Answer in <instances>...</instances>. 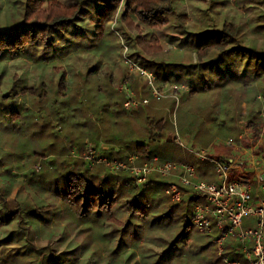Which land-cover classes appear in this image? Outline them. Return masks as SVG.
<instances>
[{
    "label": "trees",
    "instance_id": "trees-1",
    "mask_svg": "<svg viewBox=\"0 0 264 264\" xmlns=\"http://www.w3.org/2000/svg\"><path fill=\"white\" fill-rule=\"evenodd\" d=\"M174 2L176 0H70L64 3L58 0H18L15 15L19 18L14 20L15 22L0 25V64L6 61V64L14 65L12 70L5 66L0 67V120L2 121L0 132H5L4 137L21 153L20 159L24 158L23 153H25L31 161L30 168L40 158L53 155L51 158H44L46 160L42 159L44 164L42 163L39 174H35L34 170L25 174L31 187L25 189L19 184L15 197L9 196L10 187L15 183H8L4 190L0 189V224L4 221H16L13 230L6 238L13 240L11 243L14 246L6 255L3 254L4 263L19 264L17 256L19 251L21 254H32L35 257L34 262H26V264H40L39 260L41 264H75L79 256L86 260L85 264H223L215 246L211 245V234L201 233L208 240L200 245L190 235L191 228H194L191 221L192 206L173 204L164 194L166 182L158 175L150 176L146 183L138 186L128 172H108L104 165L96 164L94 159L72 156L71 153L76 151V154H80L89 141L93 143L103 141L110 145L101 151L103 156L109 159L127 160L130 155H136L137 162L142 163L157 156L162 160L192 164L197 169L199 179L214 180V167L211 162L200 161L188 150H181V147L175 144L171 132L164 131L165 128H169L167 117L164 115V101L168 103L174 101L150 98L151 101L157 102L158 107L143 109L147 116L143 124L134 130H130V126L127 128L122 126L126 130V138H122L123 148L116 146L120 143V136L117 137L111 131L106 132L107 128L103 129V132H65L62 137L53 131L55 125L66 128L72 125L77 129L80 124L79 126L84 129H89L91 127L88 126H92V121L84 120L81 125V118L80 120L77 118L79 123L76 125L69 120L73 113L77 116L79 108L73 107L74 104L70 103L72 98L66 82V72L57 68L52 54L48 52L55 53L58 49L67 50L68 53L76 51L74 48L70 50L69 45L93 49L104 34L106 25L115 19L121 5L126 10L120 16L119 24L125 22L130 29L132 26L128 21L137 19L144 27L158 31L162 26L170 25L168 16H174L176 13L172 7ZM239 3L238 0L237 4ZM258 15L257 18L264 19V11ZM184 17H187L184 13H177L176 18L179 21ZM258 22L256 31L264 35V20ZM237 28L235 26L231 28L230 33L234 35ZM199 32L194 35L188 33L187 37V34L185 35L186 38L180 40L183 44L191 45L194 56L196 54L198 59L209 57L206 63L199 60L198 64H181L144 58L141 46L146 45L140 36L136 38L140 45L139 52L129 53L127 58L130 61L131 59L136 61V58L142 59L136 62L153 73L158 88L172 83H184L188 89L185 95L188 96L205 91L213 94L212 90L215 92L221 89L218 94L222 95V101L225 102L224 96L229 94L236 98L234 94L237 92L235 88L234 90L230 88V91L227 86L239 82V85H242L240 89H243L247 97L246 101L250 104L253 98L251 94L253 87L250 86H254L257 81L262 84L259 92L264 93V48L257 50L239 46L237 45L239 38L230 37V34H226L224 30L204 29ZM214 36L217 38L209 41ZM230 39H236V42ZM229 44L232 47L226 48ZM149 46H154V40H150ZM212 48L216 52L210 55ZM30 55L37 61L41 60L40 64L51 70L48 75L32 77L31 81L27 70L18 67L17 63L24 64L26 57ZM95 67L92 66L86 74L94 73ZM18 69L25 74H17ZM6 70L8 77L3 80V72ZM55 74L58 75L56 82ZM28 78L31 84L28 83ZM147 96L150 97L148 87ZM258 96L254 98L257 100ZM20 98H27L38 112L46 108V116L51 114L55 120L46 118L42 114L37 120L40 123L39 129L33 127L30 122L34 118L33 110L24 103H18ZM49 103L55 104L56 112L47 108ZM115 103L111 104L115 116H127ZM222 104H224L225 118L221 120L213 118L210 127L202 121L198 122L195 132H205V134L211 132L208 129L212 125L225 128L227 121L230 120L235 124H231L228 128L230 131H237L231 132L230 135L235 133L234 138L237 137L238 130L235 125L238 123L235 115L230 113V104ZM254 106L253 110L256 109ZM193 111L199 112V110ZM202 117L205 116L198 115L199 119ZM7 119L11 120L10 123L6 122ZM246 119L253 132H258V125L262 120L259 111H249ZM151 125L155 132L149 130ZM42 129L48 132H39ZM118 134L121 135V132ZM46 137L51 138V149H45L38 144L30 152H26L18 147V144L28 140L27 138L32 141H43ZM92 146L96 151L95 146ZM170 148L173 150L171 157L168 155ZM95 154L99 155L96 152ZM4 165L0 159V177H5L6 173L11 172V166L4 167ZM42 184H48V190H51L50 185H52L50 192L57 199L51 204L54 209H49L51 213L47 211V216H62L67 220V227H70L71 231L75 229L77 231H74L75 239H80L81 233L85 231L81 221L85 215L98 219V223L89 222L88 234L83 236L82 241L80 240L70 251L52 250L43 255L39 249L31 246L36 227L42 222H48V219H43L41 215L31 210L32 207L41 209L39 202L46 201L49 196L48 190L43 189L44 194L38 192L41 189L37 190V188ZM20 189L24 190L22 195H18ZM17 196L20 200H17ZM191 202L195 203L192 200ZM14 204L16 207L13 206ZM27 209L30 210L26 211ZM250 222L253 224L252 221ZM91 226H97L99 231L91 230ZM174 226L178 227V230L175 228V232L172 231ZM162 228L164 230H161ZM62 236L63 234L58 237ZM14 238L22 240L24 244H18ZM69 242L75 241L69 239ZM97 244H101L100 247ZM193 245H197V248L193 249ZM79 250L81 254H78ZM226 255L231 259L239 258L234 252V243L231 240L226 244Z\"/></svg>",
    "mask_w": 264,
    "mask_h": 264
},
{
    "label": "rangeland",
    "instance_id": "rangeland-1",
    "mask_svg": "<svg viewBox=\"0 0 264 264\" xmlns=\"http://www.w3.org/2000/svg\"><path fill=\"white\" fill-rule=\"evenodd\" d=\"M58 1L64 3L70 0ZM237 1L238 0H176V2L172 4L176 13L174 16H168L170 25H166L167 27L162 26L161 29H158V31L156 29L144 27L137 19L128 21L132 26L130 29L127 27L125 22H123L122 25L119 24L120 16L124 14L126 10L124 6L121 5L116 13L115 19L106 25L104 34L100 37L99 42L93 49H82V47L69 45L71 46L70 50L74 48L76 51L72 53H68L67 50L65 51L59 49L56 50L55 53L49 51L48 54H52V59H54V64L58 66L57 68H59L60 71L63 70L66 72V82L72 98L70 103L72 105L74 104L73 107L79 108L77 116L73 113L69 120L72 121L71 123L76 125L79 123L78 120H76L77 118H79V120L81 118V125H83L82 122L84 120H86V122L92 121V126H88L91 127L89 129H84V127L79 126L80 124H78L77 129L72 125L68 126L69 128L71 127L70 130L68 127L66 128L65 126L60 127L55 125L53 131L62 137L65 132H103V129L107 128L106 132L111 131L112 133H115L117 137L120 136L119 139L121 144H116V146L121 148L124 147L122 138H126V130L123 129L122 126L126 128L127 126H130V130L138 128L143 124V120L147 117L146 113L143 112V109L146 110L147 108L155 106L158 107L157 102L151 101V96H147L148 86L145 78L139 72V68L142 67L138 65V62H136L140 60L142 61V59L136 57V61L131 59V63L135 64V67L126 62L129 60L127 58L129 53L139 52L140 45H138L139 41L136 39L139 36L142 37L141 39L144 41V45H146L141 46V52L144 58L181 64H198L200 62L207 61V58H209L198 59L196 54L194 56L186 45H183V43L179 44L181 42L180 38L185 37L186 34L187 37L188 33H200L199 31H202V29L213 31L224 30L226 34H230V37L234 36L232 38H239L240 41L237 40L239 42H237V45L249 49L256 48L257 50H262L264 48V35L257 33L256 30L258 28H256V23H259L258 21L260 20H264L257 18L259 16L258 14L264 11V0H239V4H237ZM16 5L18 6V0H0V25H6V22H15L14 20L19 18V16L16 17L15 15V13H17ZM177 13H184L187 17H184L183 20L179 21L178 18H176ZM180 24H183V26ZM234 26L238 28L235 30L234 35H232L230 33V29ZM168 34H174L171 37L172 41L168 40ZM208 37L211 36L208 35ZM216 38L217 36H214V38L209 39V41H213ZM236 39L230 40L235 43ZM150 40H154L153 47L149 46ZM229 47L232 46L229 44L226 48ZM215 52L216 50L212 48V53L210 55ZM36 55H38V52ZM26 60L24 64L19 62L17 65L19 68L27 70V75L31 78V81L32 77H43L48 75L51 71L48 67H45L44 64H40L41 60H35L32 55H30V57H26ZM199 60L201 61L199 62ZM3 66L12 70L14 65L12 63L6 64L5 61L0 64L1 68ZM92 66H96L95 72L87 75V71ZM17 74L24 75L25 73L18 69ZM7 77L8 71L6 70L3 72L2 79L4 80ZM57 77L58 75L55 74V82ZM31 81L28 78V83L31 84ZM170 85L168 84L159 87V89L167 95V97L162 100L174 101V103L164 101V115L167 117L169 125V128H165L164 131L171 132L170 135L175 138V140L177 138L179 139L182 146L177 144L176 141L175 144L181 147V150H199L200 148L206 147L209 149L210 155H219L221 157L229 156L232 158L240 157L247 166L251 165V158L254 157L255 162L259 161L261 163L260 166H264V93L259 92V88L262 84H259L257 81L254 86H250L253 87V92L251 93L253 98L259 94L257 100L255 98L250 100V104L247 103V97L244 94L243 89H240L242 85H239V82H233V84L227 86L228 89L231 88L234 90L235 88V91L237 92L234 94L236 98L231 97L229 94L228 96H224L226 99L225 102L222 101V95L218 94L221 92V89L216 90L215 92L212 90L213 94L209 91H205L188 96L185 95L188 89L184 83L176 84L185 86L177 91L170 89ZM122 86L132 91L134 96L138 99L148 98L149 104L141 106L135 110L124 109L123 104L126 100V95L125 91L121 89ZM174 97H177L178 100H175ZM114 102H116L115 104H117L119 110L125 111V115L127 114V116H115V110L111 105ZM18 103H24L25 106L27 105V107L33 110L34 118L31 119L30 122L32 126L37 129H39L40 126L39 121H37L39 119V115L43 114L46 118L55 120V117L50 114L51 110L56 112L57 109H54L55 104H47V108H50V111L48 110L50 115L46 116V108H42L45 110V113L43 110L38 112L27 98H20ZM222 103H225V105L230 104V113L235 115L238 123L235 125L238 130V135L240 132H243L242 139L239 140L238 135L234 138L236 136L235 133L230 135L231 132H237L236 130L230 131L228 128L231 124H235L230 120L227 121L225 128H218L215 127V125H212V127L208 129L211 132H207L206 134L205 132H195L198 127L197 124H199L198 122L202 121L206 124V126L210 127L213 118H215V120L225 118L224 104ZM252 105L256 108L255 110H253ZM193 110H199V112H195ZM249 111H259L260 113L262 120L258 125V132H253V129L246 123V117L249 115ZM198 115H203L205 117H202V120L198 118ZM10 121L11 120L7 119L6 122L10 123ZM112 121L115 123L113 124ZM205 121L207 123H205ZM0 123H2L1 120ZM32 130L33 129H31V132ZM149 130L151 132L156 131L153 129L152 125L149 126ZM46 131V129H42L39 132ZM119 132H121V135L118 134ZM4 134L5 132H0V159L3 161V164H5L4 167L11 166V172L6 173L5 177H0V189L2 188V190H4L8 183H15L10 187L11 192L9 193V196L15 197L17 186L19 184L23 185L25 189L31 187L25 174L30 173L32 170H34L35 174H39L42 169V163L44 164V160H46L44 158H51L53 155L40 158L37 163L30 168L31 161L27 158V156H25V153H23L24 158L20 159L21 153H19L13 144L8 142L7 138L4 137ZM228 138L235 140V143L233 145H227L226 140ZM27 139L28 140L18 144V147L23 149V151L30 152L31 149L36 147L38 144L40 147L44 146L45 149H51V138L46 137L43 141L38 139V141H32L29 138ZM89 143L95 146L96 151L94 150V153L96 152L99 154V156L95 157V159L107 158L105 155L103 156L101 151L102 149H105L106 146L110 147L109 144L107 145V143H104L103 141L98 143L89 141ZM248 145H254L252 152ZM85 149L81 150V153L78 155L82 156V152L84 153ZM170 149L171 150H168L169 157H171L173 152L172 148ZM75 150H77V148ZM71 153L76 155V151H72ZM177 154H179L178 150ZM42 159L44 160L42 161ZM100 162L101 163H98L96 161V164L104 165L102 161ZM19 167L27 168L22 169ZM105 167L108 172H111L110 168L107 166ZM50 187L52 190V185H50ZM43 189L48 190L49 185L42 184L40 188H37V190H40L38 191L39 193L42 192L44 194L45 192ZM51 190H48L49 196L47 197V200L39 202L41 209L33 207L31 209L41 215L43 219H48L47 223L42 222L36 227L35 233L32 235V245L29 242L31 246H34V249H39L43 255L48 254V252L52 250L56 252L64 250L70 251L72 247L80 242L83 236L88 234L87 227L89 222L92 221L94 223H98V219L91 217V215H85L84 218L81 219L83 223L82 228H84L85 231L81 233L82 237H80V239H75L74 236L77 231L76 229L71 231L70 227H67V220H64L62 216H47L48 212L51 213L49 209H54L51 204L57 201V199H55L50 192ZM18 192V195H22L24 190L20 189ZM17 200H20L19 196H17ZM15 204L17 205V203ZM15 204L13 206H15ZM47 205L49 207H47ZM28 210L30 209H27L26 211ZM28 216L29 215H27V217ZM59 217L62 218L61 221ZM15 222V220L4 221L0 224V264H7L4 263L5 257L3 254L6 255V253L14 246L11 243L13 240H6V238L8 233L13 230ZM29 223L31 225L30 220ZM178 226H180L179 223ZM97 228V226H91V230L99 231ZM175 228L178 230V227L174 226L172 228L173 232H175ZM161 230L164 229L162 228ZM61 234H63V236L59 238L58 236ZM190 235L194 238V240H196L198 245L208 240L203 234L194 228H191ZM68 238L74 239L75 242H69ZM14 240H17L18 244H24L20 239L14 238ZM211 242V245L215 246L212 239ZM99 245L97 244V246ZM214 246L211 247L213 248ZM192 248L196 249L197 245H193ZM78 254H81L80 250ZM17 256L19 257V264L34 262L35 259L32 254L24 255L21 254V252L19 253V251ZM39 262L41 264V260H39ZM85 262L86 260L79 256V259L75 261V264H85Z\"/></svg>",
    "mask_w": 264,
    "mask_h": 264
},
{
    "label": "built area",
    "instance_id": "built-area-1",
    "mask_svg": "<svg viewBox=\"0 0 264 264\" xmlns=\"http://www.w3.org/2000/svg\"><path fill=\"white\" fill-rule=\"evenodd\" d=\"M126 62L135 67L130 60ZM139 72L146 80L151 98L161 100L167 97L155 85L152 72L144 68H139ZM169 88L177 91L183 85L172 84ZM121 89L126 95L124 109L135 110L149 104L148 98L138 99L124 86ZM242 134L239 133V140L243 138ZM175 141L182 146L178 138ZM234 143L232 138L226 140L227 145ZM248 147L252 152L254 145ZM189 152L198 160L213 164L214 180L199 179L197 169L192 164L162 160L157 156L142 163L137 162L136 155H130L127 160L95 159L99 155L94 153L91 143H88L82 156L98 163L102 161L113 173L128 172L138 186L146 183L150 176L158 175L166 182L164 194L173 204L192 206L193 227L200 233L212 235L217 255L223 264H264V178L260 174L263 169L261 163L255 162L252 157L251 165L247 166L240 157L210 155L206 147ZM77 155L72 153V156ZM246 220L253 224L246 223ZM229 240L234 243V252L239 258L231 259L226 255Z\"/></svg>",
    "mask_w": 264,
    "mask_h": 264
},
{
    "label": "crops",
    "instance_id": "crops-1",
    "mask_svg": "<svg viewBox=\"0 0 264 264\" xmlns=\"http://www.w3.org/2000/svg\"><path fill=\"white\" fill-rule=\"evenodd\" d=\"M170 23V22H169ZM203 30V29H202ZM194 34H197V33H192V35H194ZM174 34H168V38H170L171 40L170 41H172V36H173ZM179 44H181V42L179 43ZM183 45H186L187 46V48H189L190 49V52L191 53H193L194 54V51L191 49L192 47H191V45L190 44H183ZM182 45V46H183ZM262 176H263V178H264V166H263V169H262V171H261V173H260ZM247 222L246 223H250L251 224V222H250V220H246Z\"/></svg>",
    "mask_w": 264,
    "mask_h": 264
}]
</instances>
